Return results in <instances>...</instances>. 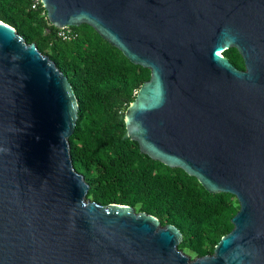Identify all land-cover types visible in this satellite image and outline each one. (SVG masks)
<instances>
[{
  "label": "water",
  "instance_id": "1",
  "mask_svg": "<svg viewBox=\"0 0 264 264\" xmlns=\"http://www.w3.org/2000/svg\"><path fill=\"white\" fill-rule=\"evenodd\" d=\"M40 1L55 27L87 23L150 69L125 112L129 136L239 209L213 252L191 257L175 224L87 198L73 86L0 19V264H264V0Z\"/></svg>",
  "mask_w": 264,
  "mask_h": 264
},
{
  "label": "trees",
  "instance_id": "2",
  "mask_svg": "<svg viewBox=\"0 0 264 264\" xmlns=\"http://www.w3.org/2000/svg\"><path fill=\"white\" fill-rule=\"evenodd\" d=\"M33 2L0 0V19L36 42L73 86L79 110L70 135L71 156L89 183L87 198L129 204L162 224H175L183 233L179 248L191 257L212 253L233 228L238 199L229 192H211L182 168L151 158L129 136L125 112L150 78V69L133 63L87 23L70 26L77 35L63 39L42 3L33 7ZM224 55L245 67L235 47Z\"/></svg>",
  "mask_w": 264,
  "mask_h": 264
},
{
  "label": "built area",
  "instance_id": "3",
  "mask_svg": "<svg viewBox=\"0 0 264 264\" xmlns=\"http://www.w3.org/2000/svg\"><path fill=\"white\" fill-rule=\"evenodd\" d=\"M40 0H34L33 7H36L38 3H40ZM58 35L62 37L63 39H71L72 37H75L77 34L73 31V29L70 27V25L65 26L63 28H59Z\"/></svg>",
  "mask_w": 264,
  "mask_h": 264
},
{
  "label": "flooded vegetation",
  "instance_id": "4",
  "mask_svg": "<svg viewBox=\"0 0 264 264\" xmlns=\"http://www.w3.org/2000/svg\"><path fill=\"white\" fill-rule=\"evenodd\" d=\"M241 69H243V68H241Z\"/></svg>",
  "mask_w": 264,
  "mask_h": 264
}]
</instances>
